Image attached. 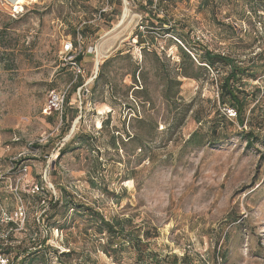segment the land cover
<instances>
[{
    "label": "rangeland",
    "instance_id": "obj_1",
    "mask_svg": "<svg viewBox=\"0 0 264 264\" xmlns=\"http://www.w3.org/2000/svg\"><path fill=\"white\" fill-rule=\"evenodd\" d=\"M152 2L26 0L12 15L0 0V169L5 173L0 177V234L10 227L2 213L14 216L18 207L14 187L21 172L7 173L8 165L22 155L18 160L28 168L18 184L26 226L13 227L1 245V252L11 249L7 254L14 264L23 257L19 253L45 237L51 249L70 247L91 254V264H117L97 251L94 235L83 233L80 215L65 228L61 209L57 225L46 231L47 222L40 219L52 196L41 191L40 202L31 188L41 182L48 187L47 179L55 196L66 188L108 219L125 217L144 229L157 228L151 248L161 256H177V264H264V143L248 147L238 134L252 128L264 137V25L257 29L255 12L260 1ZM69 39L83 51L85 72L77 79L62 52ZM180 47L208 49L249 69L241 87L249 93L244 126L235 117L221 121L229 106L219 101L220 79L228 72L222 64L204 67L198 79L180 76V101L169 106L156 71L158 57L172 75L181 73ZM104 62L105 75L94 85ZM138 85L147 87V94H136ZM68 87L63 123L61 115H48L44 108L53 90ZM79 91L86 95L82 105ZM183 116L182 127L172 126L175 117ZM103 120L107 126L102 129ZM214 125H221L217 143L186 144L195 130ZM81 132L93 143L75 142L74 150L59 156L60 147ZM59 225L63 229L57 231ZM43 252L24 264H74L78 259ZM119 258L121 264H134V254Z\"/></svg>",
    "mask_w": 264,
    "mask_h": 264
},
{
    "label": "trees",
    "instance_id": "obj_2",
    "mask_svg": "<svg viewBox=\"0 0 264 264\" xmlns=\"http://www.w3.org/2000/svg\"><path fill=\"white\" fill-rule=\"evenodd\" d=\"M150 3L153 4L152 0H148ZM260 1L259 8L255 10L259 14L258 21L256 22L257 29H261L264 25V0ZM101 14V13H100ZM155 17L158 19L159 17ZM158 20H166V19H158ZM162 23V21H161ZM164 24V23H162ZM138 38L140 35H137ZM138 43L141 40H137ZM145 43H142L140 46H145ZM142 47V48H143ZM187 47V46H186ZM145 49V48H144ZM205 51L201 53L195 47H192L189 50L186 48L180 47L181 52V66L182 69L181 73H176L174 75L171 74V71H168L165 67H163L164 62L163 59L158 57L159 66L157 67L156 71L158 75L161 76V79L164 80V96L167 99L169 106L174 107L180 101L179 89L182 84L181 80L179 79L180 76L188 77V78H195L198 79L200 77V72L204 67H216V64H222L228 70L226 75L220 79L219 84V101L223 105H229L226 109H233L236 111V120L240 126H244L247 121V117L245 114V108L247 106V98L249 93H246L245 90H242L241 87L243 85V80L245 76H249V69L241 67L239 63L233 58L223 55V54H216L215 52L204 49ZM199 51V52H198ZM194 56H192V54ZM83 51L77 55L76 61L82 65L83 61ZM195 61L199 66L195 64ZM68 66V65H67ZM202 66V67H201ZM105 67L106 62L100 65V69L98 72L97 79L95 81L96 85L99 81V78L105 75ZM217 71H221L220 68H216ZM142 74V75H141ZM142 79L145 81V73H140ZM139 78V77H138ZM134 83L138 84V79L136 72L133 74ZM140 80V79H139ZM83 85L82 82L77 84V87H81ZM138 89H136V94L146 93L148 92L147 87L143 85H138ZM135 92V91H134ZM84 97L82 96V104L84 103ZM146 101H149V98L146 97ZM68 101V99H67ZM81 104V105H82ZM67 106V104H66ZM125 107V105H123ZM77 112V111H76ZM227 114V113H226ZM224 116L225 121L226 117H229L228 114ZM62 122L65 123L67 121V114L63 112L62 114ZM184 116L183 118L175 117L172 123V126L175 127H182L184 124ZM142 122L143 120L140 119ZM224 122L222 125L224 126ZM217 125V123H216ZM214 125L210 130L203 131L201 129L195 130L187 139L186 144L191 147H201L205 144H215L217 143L216 137H219V127ZM107 126V121L103 120L101 123V128H105ZM63 134H65L63 132ZM240 137H242L248 147L255 145L256 143H264V137L260 134L256 133L252 128L249 130L243 129L241 132L238 133ZM139 134H136L133 138L138 139L141 144V140H139ZM88 137L90 140L88 141ZM113 140V145L117 148V140L116 136H111ZM94 140L93 137L86 133H76L74 137L67 143H65L59 149V156L65 155L67 152L74 150L75 147H72L75 142H80L84 144L91 145ZM73 144V145H72ZM40 145L35 144L34 147L38 148ZM140 146V147H141ZM21 160H17L15 163L16 165H20ZM23 161V160H22ZM21 166H23L21 164ZM41 191L45 192L46 195H51V201L49 203V209L46 210L40 219V223L47 222L46 224V231H51L53 226L57 225L56 217L61 209L65 210V228L67 227L68 223H71L72 217L76 215H80L84 218L85 226L83 227V233L85 235L95 236V245L97 246V251L102 252L103 254L107 255L108 257L112 258L114 263L121 264V258L119 256L123 255L125 252L134 254V264H177L178 257L177 256H161L158 251L151 248L150 239L156 238L158 236L157 228H145L143 225H135L133 219L125 218V217H112L106 218L105 215L96 209L95 207L88 205L82 201L76 200V197L73 193L68 191L66 188L61 189V192L58 193V196H54L51 193V190L46 187L43 182H41ZM40 191V192H41ZM40 193L33 194L32 197L34 199L42 201V198L39 195ZM69 211L73 213L69 214ZM51 214V216H50ZM86 218V219H85ZM74 219V218H73ZM13 224V223H12ZM58 230H62L63 227L59 225L56 227ZM91 230V231H90ZM93 231V232H92ZM92 232V233H89ZM46 238L45 237L41 244H35L34 248H26L21 253L20 256V263L24 264L27 260L39 255L43 252L44 255H48V252L53 251L61 260L71 258L74 255H77V262L74 264H91L95 262L92 255L86 253L85 251H76L73 248L68 247L67 251L60 252L59 250L51 249L46 245ZM38 245L40 247H38ZM11 249H7V252H10ZM7 252L3 251V253L9 257ZM188 256L184 255L183 261L187 262ZM11 261V260H10ZM14 264L13 261H11Z\"/></svg>",
    "mask_w": 264,
    "mask_h": 264
},
{
    "label": "built area",
    "instance_id": "obj_3",
    "mask_svg": "<svg viewBox=\"0 0 264 264\" xmlns=\"http://www.w3.org/2000/svg\"><path fill=\"white\" fill-rule=\"evenodd\" d=\"M3 5L10 11L12 15H15L19 13L18 8L13 2H9L8 0H2ZM7 5V6H6ZM62 52L65 54V64L70 66V68L73 70L75 74V78L77 79L80 76H83L85 70L83 69L82 65L76 61L77 55H79L82 52V47L80 44L74 43L71 39L66 41L62 47ZM192 56H194L193 53H191ZM81 90V88H80ZM69 94V87L63 90H53L50 95L48 102L44 108V113L50 115V114H59L62 116L64 109L67 104ZM82 94L79 91L78 100L80 105L82 104ZM229 117H236V111L233 109H227ZM20 157L13 159L8 165L7 173H15V170L18 172H21V175L17 179V185L14 187V192L16 194V198L18 200V207L15 211V215H9L7 212L2 213V221L5 222L7 225H10L8 228V231L6 233L0 234V264H12L10 261V258L6 256L2 251L1 245L7 238L9 237L10 233L13 231V227L17 230H23L26 226V220H27V210L24 206L22 196L20 193H18V184L22 180L23 177H25L28 173V168L26 166H21V169H17L16 161L21 158ZM20 168V167H19ZM5 173L2 172L0 169V177H2ZM47 179V178H46ZM45 179V180H46ZM47 186L50 188V190L54 191V194H56V191L54 190L53 184L46 180ZM41 186L38 184H35L31 188V193L36 194L40 193ZM55 196V195H54ZM56 197V196H55ZM13 223V224H12ZM57 231H59L57 229Z\"/></svg>",
    "mask_w": 264,
    "mask_h": 264
},
{
    "label": "bare ground",
    "instance_id": "obj_4",
    "mask_svg": "<svg viewBox=\"0 0 264 264\" xmlns=\"http://www.w3.org/2000/svg\"><path fill=\"white\" fill-rule=\"evenodd\" d=\"M12 1L14 2L15 5H17L18 8L22 7L21 3H25L26 2V0H12ZM100 125H101V122H100Z\"/></svg>",
    "mask_w": 264,
    "mask_h": 264
},
{
    "label": "water",
    "instance_id": "obj_5",
    "mask_svg": "<svg viewBox=\"0 0 264 264\" xmlns=\"http://www.w3.org/2000/svg\"><path fill=\"white\" fill-rule=\"evenodd\" d=\"M96 65H97V68H98V66H99V62H97V64H96Z\"/></svg>",
    "mask_w": 264,
    "mask_h": 264
},
{
    "label": "crops",
    "instance_id": "obj_6",
    "mask_svg": "<svg viewBox=\"0 0 264 264\" xmlns=\"http://www.w3.org/2000/svg\"><path fill=\"white\" fill-rule=\"evenodd\" d=\"M84 59V58H83Z\"/></svg>",
    "mask_w": 264,
    "mask_h": 264
}]
</instances>
